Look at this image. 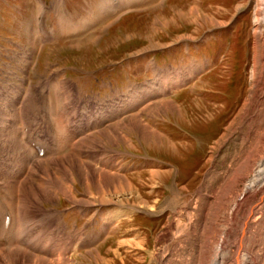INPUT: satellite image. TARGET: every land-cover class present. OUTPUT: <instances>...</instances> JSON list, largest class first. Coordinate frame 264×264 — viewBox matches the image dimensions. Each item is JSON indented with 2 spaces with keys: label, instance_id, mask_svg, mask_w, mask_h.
<instances>
[{
  "label": "rangeland",
  "instance_id": "rangeland-1",
  "mask_svg": "<svg viewBox=\"0 0 264 264\" xmlns=\"http://www.w3.org/2000/svg\"><path fill=\"white\" fill-rule=\"evenodd\" d=\"M64 2L0 0L1 213L10 208L16 228L29 232L21 248L53 262L68 245L66 264H198L207 236L218 239L232 224L244 186L258 168L264 175V0H121L110 10L103 0H76L71 20ZM206 37L209 52L200 49ZM180 40L219 66L202 85L198 74L171 94H147L157 77L144 73L151 56H137ZM182 46L163 49L158 68L183 67ZM123 104L128 110L118 115ZM27 137L43 144L42 163L70 198H33V186L47 188L41 166L17 194L12 171ZM95 166L116 174L107 188L82 176ZM65 168L74 174L68 182ZM252 205L244 244L263 259L264 199ZM23 217L30 220L20 225Z\"/></svg>",
  "mask_w": 264,
  "mask_h": 264
},
{
  "label": "bare ground",
  "instance_id": "bare-ground-1",
  "mask_svg": "<svg viewBox=\"0 0 264 264\" xmlns=\"http://www.w3.org/2000/svg\"><path fill=\"white\" fill-rule=\"evenodd\" d=\"M172 105V104H171ZM174 107V105H172ZM176 106V105H175ZM177 108V107H176ZM262 122V121H261ZM60 123V122H59ZM130 125V124H129ZM125 126L127 127V122L125 123ZM141 126L145 127L144 124L141 123ZM112 128V127H111ZM146 128V127H145ZM71 133V132H70ZM85 133V132H84ZM62 134V133H61ZM122 134V133H120ZM150 134L151 136L149 137H153L157 140L159 139V134L153 130V129H150ZM263 134V133H262ZM69 135V134H68ZM109 135V134H108ZM66 136V135H64ZM110 136V135H109ZM125 136V135H123ZM19 137V136H18ZM67 137V136H66ZM85 137V136H84ZM84 137H81V138H84ZM121 137V135H120ZM72 138V137H71ZM28 139V137H27ZM87 139V137H86ZM85 140V139H84ZM53 141V140H52ZM126 142V141H125ZM127 143V142H126ZM262 144V142H260ZM264 143V142H263ZM22 144V145H21ZM20 145L22 146V148H24L21 152H23V156H22V163L21 164H18V168L16 169H13L12 173L14 174L12 176V178L14 179L13 183H14V186H17V187H14V188H17V194L19 193V183L20 181L23 179L25 180L23 182V187H27L30 185V181L31 179H27L28 177L32 178V175H36L37 173V169H35V167L38 166V168L41 166V168H43L41 170L42 174L40 175L41 178L43 179L42 183L45 184L47 186V188L42 184H37L39 187H40V191L39 193L36 192V189L34 188V186L32 187L31 189V193H33V198L40 204H43L44 201H47V200H58L60 198V195H62L63 193L61 191L63 186H64V182H62L60 180V178H57L58 181L62 182L61 184H58V182L56 180H52L51 179V171L49 169V167H45L44 166V163L43 160H45L46 156L45 157H38L37 156V153L31 148V147H28L26 144H24L23 142L21 143ZM85 144V143H84ZM161 144V143H160ZM260 144V145H261ZM93 145V144H92ZM264 146V144H263ZM51 147V146H50ZM54 149V148H53ZM79 149V148H78ZM259 149V148H258ZM254 152V151H253ZM252 152V153H253ZM46 155V154H45ZM253 155V154H252ZM251 156V155H250ZM34 157L36 160H34ZM254 158V156H253ZM251 159V158H250ZM263 159V158H262ZM30 161V163H29ZM31 161L32 164H31ZM262 161V160H261ZM264 161V160H263ZM83 163V162H82ZM252 163V162H251ZM65 165V164H64ZM93 168H96L95 167H91L90 170H85V169H82V171L80 170V172L83 174L82 176L85 177V181L86 180H89L91 183H93L97 188H100V186L103 184V188H107L108 186H110L109 184V181H110V178L112 177H115L116 174H112V173H109V172H104V171H100V170H95ZM64 170V172H66L67 175H65V177H62V179H64V181L68 182L70 181V176H74V174L72 173L73 170H71L70 168H65V169H62ZM40 172V173H41ZM237 172V171H236ZM257 173L251 177V179L248 181L249 183L246 184L244 186V189H243V192H242V195H243V199H238L236 201V203L233 205V208H232V211H231V220L232 221V224L229 225V227H227L225 229V231L223 232V234L218 237V239H214V237H212V241L213 239L216 240V242L213 244L212 241H211V238L209 236H207L206 238V244L203 246L201 253H200V258L201 260H199L198 264H264V257L262 259L260 253L256 250V248H254V246L252 247H247L245 246L244 242H245V239L246 237L248 236V228H249V223H250V219L251 217L253 216V214H255V207L252 205V201L255 200V199H258L260 201H262L264 199V177H261V176H264L262 175L263 174V168L260 167L257 169L256 171ZM154 175L156 176H160L161 175V172H152ZM262 173V174H261ZM10 174V173H9ZM53 174V173H52ZM65 174V173H63ZM153 175V176H154ZM9 176V175H8ZM64 176V175H63ZM240 176V175H239ZM243 177H245L243 175ZM11 176H10V179L12 180ZM75 178V177H74ZM247 178V177H245ZM41 179V180H42ZM239 179V178H238ZM242 179V178H241ZM9 180V179H8ZM240 180V179H239ZM244 180V179H243ZM10 181V180H9ZM84 181V182H85ZM124 183L128 184L129 182H127L126 179L123 180ZM242 181V180H241ZM32 182V181H31ZM247 182V181H246ZM25 184H28L27 186H25ZM130 184V183H129ZM128 184V185H129ZM127 185V186H128ZM118 186V185H117ZM131 185H129L128 187H126L127 189L130 187ZM22 188V187H21ZM74 189V188H73ZM66 190V189H65ZM115 190V189H114ZM72 191H75V190H72ZM29 192V191H28ZM67 193V192H66ZM75 193V192H74ZM41 194H44L46 195V197H41ZM94 194H92L91 197H94L93 196ZM97 195V194H95ZM22 196V195H21ZM63 196L67 197V198H70L68 195L66 194H63ZM98 196V195H97ZM105 197V196H104ZM19 199V198H18ZM75 198H71L70 200L71 201H74ZM50 200V201H51ZM96 200V199H95ZM103 201V200H102ZM106 201V200H105ZM110 201V200H109ZM94 202V201H93ZM93 202L91 201V204H93ZM20 203H22V205L24 207H27V199H25L24 197H22V200H20ZM29 203H32L31 201H29ZM78 203V202H77ZM81 203V202H80ZM256 203V201H255ZM2 204V203H1ZM19 204V202H18ZM76 204V203H75ZM35 205V204H34ZM29 206V205H28ZM32 206V205H31ZM37 206V205H36ZM43 206V205H42ZM262 206V205H261ZM18 209V208H17ZM20 210V209H19ZM15 211V210H14ZM21 211V210H20ZM25 211V210H24ZM23 211V212H24ZM153 211V210H152ZM46 212V211H45ZM262 212V211H261ZM4 213H1L0 211V264H61L62 261L64 260H61V257L62 256H65V255H61V257L58 259V263L57 261L54 259H50V260H47L46 258H43V257H39V256H36L34 255V253H30L28 249L30 248H21L20 246L21 243H20V240H18V229L14 226H12V222L7 225L5 223V216H4ZM15 213V212H14ZM22 213V212H20ZM29 213V212H28ZM44 213V212H43ZM18 216H19V213H17ZM25 214H26V211L25 213L23 214H20V215H23L25 217ZM42 215V214H41ZM29 216V214H28ZM45 216V215H44ZM242 218V226H241V229L239 230V232L236 234L235 236V230H236V223L237 222V219L238 218ZM17 217V215H16ZM23 219H18L20 217H18L16 220L19 221V224H25L23 223L25 220L24 219H29L28 218H24ZM27 217V216H26ZM22 218V216H21ZM35 219V218H34ZM30 220V219H29ZM28 220V221H29ZM27 221V222H28ZM40 221V220H39ZM26 222V223H27ZM32 222V220H31ZM16 223V222H15ZM204 223V222H203ZM262 223V222H261ZM20 224V225H21ZM29 224V223H28ZM27 224V225H28ZM35 224V223H34ZM230 224V223H229ZM18 225V226H20ZM26 225V226H27ZM26 226L23 225V227L26 228ZM32 226V225H31ZM29 227V229H31L32 227ZM34 226V225H33ZM22 227V226H21ZM22 227V228H23ZM20 228V227H19ZM47 229V228H46ZM25 229L23 228L22 230V233ZM28 230V229H27ZM31 230H33L32 233H35L34 232V229L32 228ZM49 231V230H48ZM25 233V231H24ZM29 233V232H28ZM26 233V234H28ZM30 233V234H32ZM213 233V232H212ZM23 236L22 234V239L25 238L26 240H24L25 242L28 241L29 242V238L31 236H29V238L25 237V235ZM48 234V233H47ZM54 235V234H53ZM247 235V236H246ZM36 236V235H35ZM37 237V236H36ZM64 237V236H62ZM4 238L6 240V242L8 241V249H4V245L6 242H4ZM249 238V237H248ZM28 239V240H27ZM41 239V238H40ZM46 239V238H45ZM22 241V240H21ZM34 241V240H33ZM60 241V240H59ZM23 242V241H22ZM36 242V241H35ZM214 242V241H213ZM247 242V241H246ZM37 243V242H36ZM46 243V242H45ZM252 243V242H251ZM27 244V242H26ZM58 244H60L58 242ZM57 244V245H58ZM202 244V243H201ZM247 244H249L247 242ZM254 244V243H253ZM257 244V243H256ZM61 245V244H60ZM251 245V244H250ZM249 245V246H250ZM264 245V244H263ZM47 246V245H46ZM59 246V245H58ZM65 246V247H64ZM62 246L63 249H66L68 248V245H64ZM257 246V245H256ZM54 247V246H53ZM32 249V252L36 250H33L34 248H31ZM30 249V250H31ZM44 249V248H43ZM46 249V248H45ZM50 249V248H48ZM55 249V247H54ZM62 249V254L63 251ZM260 249V248H259ZM56 250V249H55ZM59 251V250H58ZM68 251V250H67ZM67 251H65V253H67ZM244 251V252H242ZM49 252V251H48ZM71 252V251H70ZM36 253V252H35ZM38 253V252H37ZM40 253V252H39ZM60 253V252H59ZM242 253V254H241ZM43 254V253H42ZM47 255V254H46ZM58 255V254H57ZM95 255V254H94ZM263 256V255H262ZM58 257V256H57ZM66 257V256H65ZM96 258V257H95ZM67 260V258H65ZM69 259V258H68ZM160 259V258H159ZM70 260V259H69ZM65 261V260H64ZM69 262V261H68ZM66 264V261L64 262ZM70 263V262H69Z\"/></svg>",
  "mask_w": 264,
  "mask_h": 264
},
{
  "label": "crops",
  "instance_id": "crops-1",
  "mask_svg": "<svg viewBox=\"0 0 264 264\" xmlns=\"http://www.w3.org/2000/svg\"><path fill=\"white\" fill-rule=\"evenodd\" d=\"M181 41V40H180ZM179 41V42H180ZM179 42H177V43H179ZM176 45V46H175ZM175 45H172V44H170V45H167V47H164L163 49H171V48H174L175 50V52L177 53V47L178 46H180V45H177V44H175ZM163 49H160V48H155V49H148V50H144V51H141V53H147V52H149V53H151V52H157V58H158V61L160 62V59L162 58V56H159V54L163 51ZM168 58L169 59H173L174 60V58L173 57H170V56H168ZM170 63H172V61H169ZM179 62L181 63H184V65H183V68H182V65H180V67L182 68V75H184V76H186L185 78H183L182 77V82H181V84L182 85H186V84H190L191 82H192V80H193V78L194 77H196V75H198V74H200V77H202V80H196V85L197 86H199V85H202V82H204L205 80H203L207 75H208V73H207V70L205 69L206 67H203V66H200L199 68H198V70L193 66V65H191V62L192 61H186V58L184 57L183 58V56H181V59H179ZM161 63V62H160ZM163 64V63H162ZM186 67H188L187 69H186ZM197 71V72H196ZM206 79V78H205ZM181 87H177V90L178 89H180ZM198 88V87H197ZM196 88V89H197ZM192 89V88H191Z\"/></svg>",
  "mask_w": 264,
  "mask_h": 264
}]
</instances>
